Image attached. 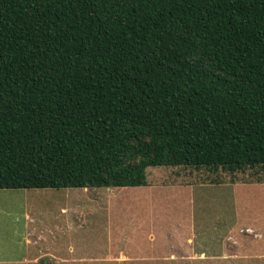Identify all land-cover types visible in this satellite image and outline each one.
I'll list each match as a JSON object with an SVG mask.
<instances>
[{"label":"trees","instance_id":"obj_1","mask_svg":"<svg viewBox=\"0 0 264 264\" xmlns=\"http://www.w3.org/2000/svg\"><path fill=\"white\" fill-rule=\"evenodd\" d=\"M156 167L264 184V0H0V190Z\"/></svg>","mask_w":264,"mask_h":264},{"label":"rangeland","instance_id":"obj_2","mask_svg":"<svg viewBox=\"0 0 264 264\" xmlns=\"http://www.w3.org/2000/svg\"><path fill=\"white\" fill-rule=\"evenodd\" d=\"M261 177L156 167L145 187L0 190V261L264 264Z\"/></svg>","mask_w":264,"mask_h":264},{"label":"crops","instance_id":"obj_3","mask_svg":"<svg viewBox=\"0 0 264 264\" xmlns=\"http://www.w3.org/2000/svg\"><path fill=\"white\" fill-rule=\"evenodd\" d=\"M262 185H263V189H264V184H262ZM84 191H87V190H84ZM257 228L260 229V230L263 232V235H264V223H263V222L260 223V225L257 226ZM60 231H61V230H60ZM63 234H64V233H63ZM34 236H37V235L35 234ZM26 237L28 238V239H27V242H29L28 246H30V248H36L35 246L32 245V242H30V239H33V237L30 236V233H28V234L26 235ZM50 243L52 244V243H54V242H52V240H50ZM31 245H32V246H31ZM1 249H2V251H3V248H1ZM52 249L55 250L54 247H53ZM70 251H72V250H70ZM0 264H3V261H0Z\"/></svg>","mask_w":264,"mask_h":264}]
</instances>
